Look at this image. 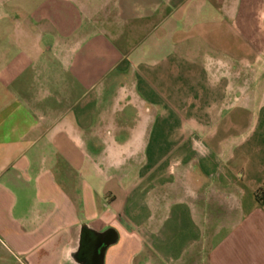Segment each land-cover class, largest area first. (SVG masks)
I'll return each mask as SVG.
<instances>
[{"label": "crops", "instance_id": "crops-1", "mask_svg": "<svg viewBox=\"0 0 264 264\" xmlns=\"http://www.w3.org/2000/svg\"><path fill=\"white\" fill-rule=\"evenodd\" d=\"M2 1L0 264H264V0Z\"/></svg>", "mask_w": 264, "mask_h": 264}, {"label": "water", "instance_id": "water-1", "mask_svg": "<svg viewBox=\"0 0 264 264\" xmlns=\"http://www.w3.org/2000/svg\"><path fill=\"white\" fill-rule=\"evenodd\" d=\"M107 246H108V243H106L104 246L102 245L96 246L95 253L99 256L98 264H103V256H104V252Z\"/></svg>", "mask_w": 264, "mask_h": 264}, {"label": "trees", "instance_id": "trees-1", "mask_svg": "<svg viewBox=\"0 0 264 264\" xmlns=\"http://www.w3.org/2000/svg\"><path fill=\"white\" fill-rule=\"evenodd\" d=\"M258 199L263 202L264 201V188H261L256 193Z\"/></svg>", "mask_w": 264, "mask_h": 264}, {"label": "rangeland", "instance_id": "rangeland-1", "mask_svg": "<svg viewBox=\"0 0 264 264\" xmlns=\"http://www.w3.org/2000/svg\"><path fill=\"white\" fill-rule=\"evenodd\" d=\"M2 0H0V3H1ZM3 2V1H2Z\"/></svg>", "mask_w": 264, "mask_h": 264}]
</instances>
